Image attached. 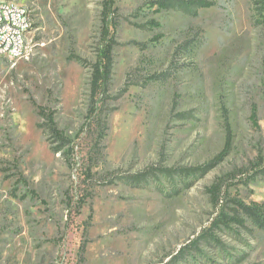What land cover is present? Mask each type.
I'll return each mask as SVG.
<instances>
[{
    "label": "rangeland",
    "instance_id": "374dc122",
    "mask_svg": "<svg viewBox=\"0 0 264 264\" xmlns=\"http://www.w3.org/2000/svg\"><path fill=\"white\" fill-rule=\"evenodd\" d=\"M14 1L29 6L34 24L27 55L0 60V161L18 157L25 180L0 173V264H264V230L251 219L210 233L221 207L207 191L217 177L264 157V23L251 1L216 0L192 15L116 0L100 143L83 128L103 0ZM30 96L55 110L73 140L71 157L53 150ZM226 118L232 144L212 169L157 171L132 183L150 167L211 162L225 145ZM247 173L223 195L226 210L235 197L264 202V176ZM69 195L86 197L71 216Z\"/></svg>",
    "mask_w": 264,
    "mask_h": 264
},
{
    "label": "trees",
    "instance_id": "16d2710c",
    "mask_svg": "<svg viewBox=\"0 0 264 264\" xmlns=\"http://www.w3.org/2000/svg\"><path fill=\"white\" fill-rule=\"evenodd\" d=\"M252 9L255 15V20L259 23H264V0H250ZM116 0H103L101 11V27L98 45L96 49L95 60L91 63V78H90V94L89 105L84 123V130L87 134L96 136L97 141L100 143L104 137L107 129V104L108 99L111 97L110 84L112 79V70L114 63L113 51L118 41L116 38V27L118 25V9L115 6ZM152 6H157L158 10H182L185 13L195 15L201 8L213 7L217 4L216 0H151ZM153 25L159 26L158 22L152 21ZM188 42L186 41L185 44ZM78 61H85L74 52L70 56ZM31 102L37 109L38 115L43 119L41 124L46 128L49 135L50 142L53 150L56 152H63L66 156L71 157L74 154L75 146L73 140L62 130L56 121L55 110L49 106L37 103V101L30 96ZM251 118L255 124L257 120L256 105L252 107ZM226 142L222 150L212 159L211 162L197 168H175V167H150L139 173L131 176V181L135 185L148 180V178L157 171L166 174L180 173L184 175H194L200 173L203 175L212 169L216 163L229 153L232 144V125L228 118L225 119ZM8 137V136H7ZM11 141V137L7 138ZM10 146V145H9ZM8 146V147H9ZM91 168L87 170V177L93 179L95 173H92ZM248 171V173H247ZM0 173L6 179L16 177V183H25L24 176L19 167L18 157L5 156L0 161ZM247 173L249 179L255 178L257 175L264 176V157L259 152L256 160L253 161L247 168H239L236 171L228 172L224 175L217 177L214 182L208 187V193L212 204L215 207H221L216 218L212 221L210 226V233L214 227L224 225L230 226L231 224L244 225L246 218L251 219L259 228L264 230V202L256 200L246 202L241 198L235 197L231 201L234 202V208L231 211L226 210V205L223 204V195H229L228 189L233 184V181L240 175L242 178ZM112 182V180H110ZM242 181V180H238ZM12 191V196H16V187ZM86 201V197L81 195L76 198L75 195H69L67 199V206L69 215L74 212L78 213ZM87 241H84L80 246L81 256H84L86 251ZM182 252V251H181Z\"/></svg>",
    "mask_w": 264,
    "mask_h": 264
},
{
    "label": "built area",
    "instance_id": "2783aa9c",
    "mask_svg": "<svg viewBox=\"0 0 264 264\" xmlns=\"http://www.w3.org/2000/svg\"><path fill=\"white\" fill-rule=\"evenodd\" d=\"M33 24L29 6L14 0H0V60L27 55L28 34Z\"/></svg>",
    "mask_w": 264,
    "mask_h": 264
}]
</instances>
